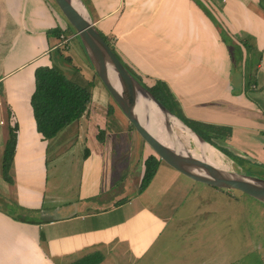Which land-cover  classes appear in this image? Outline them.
Returning a JSON list of instances; mask_svg holds the SVG:
<instances>
[{
    "label": "crops",
    "instance_id": "obj_1",
    "mask_svg": "<svg viewBox=\"0 0 264 264\" xmlns=\"http://www.w3.org/2000/svg\"><path fill=\"white\" fill-rule=\"evenodd\" d=\"M82 1L122 62L151 87L165 83L187 120L229 128L231 137L217 140L219 147L244 163L264 166V0ZM222 32L236 44L234 57ZM77 41L53 0H0V264H74L95 254L102 256L100 264H205L206 235L169 228L170 205L191 189L183 183L184 176L161 163L145 190L140 191L130 175H122V188L112 197L106 193L102 179L107 170L111 179L114 169L107 168L110 151L117 153L116 162L124 160L122 146L133 135L116 115L107 91L103 102L93 103L92 94L87 113L55 138L45 140L38 132L31 105L35 72L53 67L56 51L76 64L71 54L75 55L92 71ZM83 79L88 81V76ZM81 81L76 82L82 85ZM14 125L18 143L10 184L3 178L2 159ZM81 145L88 155L83 197L63 203L76 209L73 214L53 215L45 205L48 190L57 188L56 164L63 158L69 161L68 155L61 156L65 149ZM151 155L141 159L142 177ZM9 199L22 205L26 214H35L24 219L8 213L4 203ZM158 207L163 208L160 214L155 212ZM184 226L185 219L180 224ZM164 232L169 235L162 239Z\"/></svg>",
    "mask_w": 264,
    "mask_h": 264
},
{
    "label": "rangeland",
    "instance_id": "obj_2",
    "mask_svg": "<svg viewBox=\"0 0 264 264\" xmlns=\"http://www.w3.org/2000/svg\"><path fill=\"white\" fill-rule=\"evenodd\" d=\"M75 36L77 37V35ZM118 39L119 36L115 35L112 40L114 45H116V41H118ZM77 42L81 44L79 38ZM233 47L234 46H231L230 49L232 53H235L234 50L236 49L235 47L233 49ZM53 56L54 59H56L55 66L61 69L68 78L75 82L78 79H81L83 80L81 81L83 87L87 86L90 88V91L94 95L93 103H96L97 101L103 102V96H105L106 100V94L108 91L105 90L106 88L95 76L96 73L91 63L90 65L92 67V71L73 54H71V56L73 59H76V64L75 62H72L71 59L69 60V58H66L59 51H56ZM76 65L80 67H77ZM90 74H93V76H90ZM87 76L88 81L83 79ZM253 76L255 77V73ZM142 81L144 84L151 87L148 80L142 78ZM253 82L256 83L255 78H253ZM105 91L107 92L105 93ZM108 98L111 100L113 108H115L116 112H118L116 115H118L119 118H123L122 124H125L126 126L129 125L130 128L131 124L126 121L123 114L120 110H118L114 100L111 99L109 95ZM110 108L112 107H109V109ZM73 124L75 126L77 123L75 122L72 123V125ZM132 132V138L124 141V146H122L121 149V154H127L124 160L121 159L116 162L115 158L118 156L117 153L113 151H110L109 156L111 157L110 159H107V168H110L111 166L114 169L111 171V179H108V170L104 173L102 185L107 189L106 193L110 192L108 194L110 197L122 188L124 183L119 180L122 175H130V178L134 180L135 185H141L142 174L139 171L141 159L142 157L150 154L154 155V152L147 146L138 133L133 130ZM76 140L79 141L78 138L75 139V142ZM67 145L68 144H65L64 147H67ZM68 148L70 149H65L61 153V156L66 157L68 155L69 161L63 158L61 159L62 162L56 164L59 170L56 190L52 188L53 178L55 177L53 173L55 170L52 169L51 173H49L50 187L52 189L48 190L46 201V204L48 205H45V209L48 211L49 209H52L49 213H52L53 215L58 213H60V215L73 214V210L76 211V209L71 207L72 209L70 208V210L68 207H65L63 203H75L83 197V195L80 194V189H82L83 186V163L88 157L86 154L87 150L83 145L79 146V148ZM214 148L229 169L264 180V166L260 167L255 163L248 164L239 162L238 160L234 161L216 147ZM191 149L197 155H202L200 150L197 149L193 143L191 144ZM104 151L107 157L109 152L107 149ZM93 158L96 160L98 157L95 155ZM50 165V167L53 168V165ZM88 168L89 166H87V172H89ZM54 183L56 184V181H54ZM183 183L186 186L191 187V189L182 195L180 200L177 201L176 199L174 203L170 205L169 210L171 213L168 216V220L170 221L169 228H175L176 231L180 230L179 234L206 235V250L203 252V254L207 257L205 264H264V204L241 192L216 190L204 184L192 182L186 178L183 179ZM113 185L115 186L111 188ZM130 189L129 194L133 192V188L131 187ZM54 197L58 199V202L53 203L56 201V199L53 200ZM5 201L7 204L4 203V209L12 215H20L21 218L30 219L35 214L33 211H30L29 215L28 213L26 214L25 211L21 209L22 205L17 203L16 200L9 199V201ZM10 201L12 202L11 205ZM0 206L2 207V205ZM53 206L55 207L52 208ZM160 207H158L155 211L158 214H160L159 212L163 209ZM215 211H220V213H217V215L214 216L213 213H215ZM204 214L211 217L204 219ZM212 217H216V224L213 223L214 218ZM184 219L185 226L180 227L181 221ZM199 219L201 221L198 226L197 224H199ZM166 235L169 234L164 232L161 238L163 239V237H167ZM140 237L142 240L146 239V236L144 235ZM190 246H193L191 245V241ZM173 256L176 257L177 254L175 253Z\"/></svg>",
    "mask_w": 264,
    "mask_h": 264
},
{
    "label": "water",
    "instance_id": "obj_3",
    "mask_svg": "<svg viewBox=\"0 0 264 264\" xmlns=\"http://www.w3.org/2000/svg\"><path fill=\"white\" fill-rule=\"evenodd\" d=\"M53 1L80 39L96 75L115 104L163 163L192 182L216 190L241 192L264 204V180L229 169L213 145L172 113L137 80L106 42L82 0ZM140 107L153 116L158 115L166 128L173 130L179 138L176 143L172 139V145L162 142L142 121L138 113ZM174 122H178L184 129L183 132L189 136L179 128L174 129ZM197 141L204 147L198 146ZM192 143L200 150L201 156L193 152ZM211 154H215L220 159L223 168L208 161Z\"/></svg>",
    "mask_w": 264,
    "mask_h": 264
},
{
    "label": "trees",
    "instance_id": "obj_4",
    "mask_svg": "<svg viewBox=\"0 0 264 264\" xmlns=\"http://www.w3.org/2000/svg\"><path fill=\"white\" fill-rule=\"evenodd\" d=\"M69 28L72 31L70 25ZM57 33L61 35L64 31L57 30ZM101 34L106 42L112 47L114 52H116L110 39L103 33ZM222 36L226 44L230 47L236 46L233 40L229 36H226L223 32ZM232 57H234L233 53ZM124 65L133 74V76L146 86L165 107L182 119L208 143L216 147L232 160H238L239 162L244 163L242 158L236 157L228 149L219 147L216 143L217 140H229L232 134V131L229 128L211 126L187 120L182 114L180 104L165 83L156 82L152 87H149L143 83L142 78L137 76L131 68H129L125 63ZM95 76L98 78L96 74ZM35 84L36 89L31 99V105L37 124V130L45 140L55 138L63 129L72 123L80 121V119L87 113L92 101V92L90 91V88L83 87V85L72 81L55 65L53 67L38 68L35 72ZM109 113H113L112 108L109 109ZM130 128L135 131L132 125ZM17 143L18 127L14 125L10 129V138L7 142L2 159L3 178L10 184H13V179L10 176V169L16 153ZM161 163L163 162L155 154L145 160L144 174L142 177L140 191H143L148 187L156 175ZM102 261V256L95 254L84 257L76 261L74 264H100Z\"/></svg>",
    "mask_w": 264,
    "mask_h": 264
},
{
    "label": "bare ground",
    "instance_id": "obj_5",
    "mask_svg": "<svg viewBox=\"0 0 264 264\" xmlns=\"http://www.w3.org/2000/svg\"><path fill=\"white\" fill-rule=\"evenodd\" d=\"M138 113L142 119V121H144V124L165 144L169 145L172 143L171 139L173 141L178 140L179 138L175 135V133L173 132V130L167 129L166 126L162 123L160 117H158V115L153 116L151 115L149 112L143 110L141 107L138 108ZM173 127L174 129L179 128L181 129V131L183 132V128L178 124V122H174L173 123ZM169 132V133H168ZM172 133V134H170ZM184 133V132H183ZM186 134V133H184ZM188 135V134H186ZM185 136V135H184ZM189 136V135H188ZM187 137V136H186ZM188 138V137H187ZM179 143V142H178ZM196 144L198 146L201 145V143H199L198 141L196 142ZM172 145V144H171ZM203 146V145H201ZM204 147V146H203ZM206 148V147H205ZM209 148V147H207ZM221 157V156H220ZM222 159V158H221ZM208 161L211 164H214L216 166L219 167H224L222 166V162L220 161L219 158L216 157L215 154H211L210 157H208Z\"/></svg>",
    "mask_w": 264,
    "mask_h": 264
}]
</instances>
